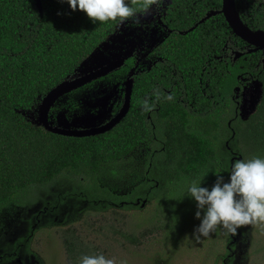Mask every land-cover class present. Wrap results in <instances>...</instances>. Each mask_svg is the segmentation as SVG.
<instances>
[{"label":"trees","instance_id":"trees-1","mask_svg":"<svg viewBox=\"0 0 264 264\" xmlns=\"http://www.w3.org/2000/svg\"><path fill=\"white\" fill-rule=\"evenodd\" d=\"M40 1L41 10L35 0H0V212L38 202L51 215L59 206L83 202L101 210L111 204L137 210L145 200L153 201L172 234L176 226L192 229L199 220L186 183L203 179L201 186L210 187L215 174L227 180L235 160L264 157V50L248 52L253 47L233 33L221 13L198 23L221 10L222 0H169L160 18L167 31L152 53L158 60L134 75L125 116L100 134L61 135L32 123L23 111L34 110L70 77L119 22L93 24L66 0ZM142 3L130 0L136 15L145 11ZM235 5L247 28L264 31V0ZM236 53L241 55L234 59ZM131 66L130 57L115 72L123 75ZM248 81L259 83L261 92L253 112L242 118L236 92ZM145 100L154 105L150 111ZM134 149L145 150L143 180L124 194L102 186L105 168L116 173V165L133 161L128 154ZM213 233L229 256L236 233L226 235L221 228ZM63 242L72 264L82 255L99 254L84 241L81 247L73 234Z\"/></svg>","mask_w":264,"mask_h":264},{"label":"rangeland","instance_id":"rangeland-1","mask_svg":"<svg viewBox=\"0 0 264 264\" xmlns=\"http://www.w3.org/2000/svg\"><path fill=\"white\" fill-rule=\"evenodd\" d=\"M168 1H158L147 12L119 23L103 46L95 50L98 53L85 59L70 77L82 74L85 68L100 64L106 58L133 53L137 47L143 49L142 53L150 50L165 35L166 29L158 19ZM154 58L152 55L145 57L141 67L146 68ZM118 73L61 96L53 105L49 123L58 125L66 121L79 127L100 123V118L108 114L110 98L123 82L124 76ZM243 89L236 97L240 116L247 118L259 100L261 89L259 83L249 81ZM39 104L34 110L23 111L35 124H38ZM136 151L128 154L133 157L132 162L116 165V173L106 167L99 183L113 193H129L143 180L145 150ZM47 198L51 199V195ZM143 202V208L137 210L117 206L121 204H111V208L101 210L83 202L78 207L59 206L52 215L41 210L40 202L25 210L17 207L3 210L0 212V264H72L63 242L71 234L82 242L81 247L83 241L90 244L98 253L113 259L114 264H264V223L245 225L242 231L238 230L227 256L223 252L225 243L214 233L195 241L192 237L195 226L192 229L176 226L172 234L160 222V214L154 212L153 201ZM36 213L40 218H36ZM168 231L175 238L170 239ZM129 236L136 237L138 243L132 242ZM7 243L12 247L8 248Z\"/></svg>","mask_w":264,"mask_h":264},{"label":"clouds","instance_id":"clouds-1","mask_svg":"<svg viewBox=\"0 0 264 264\" xmlns=\"http://www.w3.org/2000/svg\"><path fill=\"white\" fill-rule=\"evenodd\" d=\"M66 3L73 11L84 12L93 24L109 21L123 24L136 15L130 0H66ZM154 3L156 0H143L140 7L147 12ZM135 22L138 24L139 19ZM153 95L159 99V90H154ZM143 106L150 111L154 105L145 100ZM227 173V180L215 174L210 187L201 186L203 179L186 183L185 195L195 202V218L199 220L192 233L195 241L209 237L217 228L227 235L235 234L245 225L264 223V157L235 160ZM78 264H114V260L99 253L82 255Z\"/></svg>","mask_w":264,"mask_h":264},{"label":"water","instance_id":"water-1","mask_svg":"<svg viewBox=\"0 0 264 264\" xmlns=\"http://www.w3.org/2000/svg\"><path fill=\"white\" fill-rule=\"evenodd\" d=\"M35 2L38 9L41 10V1L35 0ZM217 13H221L224 16L227 24L229 25V27L236 36H238L240 39H242L243 41H245L246 43H248L253 47L249 49L248 52H253L256 51L257 49L264 50V31L262 30L252 31L243 24L236 10L235 0H222L221 10L216 12L211 11L207 13L206 16L202 18L198 23L203 22L207 18ZM192 29L193 28H190L189 30ZM168 33H170V31H168ZM105 42H103L99 47L103 46ZM95 53H98V51H94L93 53H91L90 56H93ZM128 54H125L123 56L113 57L111 59L106 58L105 61L104 60L101 61L102 63L90 67L89 69L85 68L82 74L73 77H68L62 82H60L58 85H56L54 88H52L40 101L38 107L37 123L50 132L61 135L73 136V137H84L89 135L100 134L109 130L114 125H116L129 110L130 98H131V92L133 86L132 84L133 81L130 78H127L123 82L125 93H124V102L122 107L120 108L117 115L114 116L109 122H107L103 126L81 128V129H68L61 126H52L49 123L48 118L51 108L61 96L73 90H76L88 83H91L92 81L105 77L106 75L120 69L122 66H124L127 58L130 57V55ZM240 55L241 53H236L234 59L238 58ZM263 62H264V58H263ZM82 64L83 62L80 64V66ZM143 205L144 202L142 203V206Z\"/></svg>","mask_w":264,"mask_h":264},{"label":"flooded vegetation","instance_id":"flooded-vegetation-1","mask_svg":"<svg viewBox=\"0 0 264 264\" xmlns=\"http://www.w3.org/2000/svg\"><path fill=\"white\" fill-rule=\"evenodd\" d=\"M158 22L160 23V25H161V22H160V18L158 19ZM161 26H163V25H161ZM165 29H166V31H167V28L166 27H164ZM164 37V36H163ZM162 37V38H163ZM162 38L160 39V40H158L154 45H153V47L150 49V50H148L147 52H145V53H142V50L143 49H140L139 47H137L136 49H134L135 50V52H133V53H130V54H128V55H130V57H131V59H132V66L130 67V69H128V72L127 73H125V74H123V76H124V79H123V82L127 79V78H130V79H132V81L134 82V80H133V77H134V75L137 73V72H139V71H141V70H143L144 68H142L141 67V65H140V63H141V61L145 58V57H147V56H154L155 58L153 59V61L146 67L147 69H150L151 68V66L152 65H154L155 64V62H156V60H158V58L155 56V55H153L152 53H153V49L155 48V46L157 45V44H159L160 42H161V40H162ZM130 57H128V58H130ZM127 58V59H128ZM126 62V61H125ZM115 72V71H114ZM114 72H112V73H114ZM112 73H110V74H112ZM109 75V74H108ZM107 76V75H106ZM102 79V78H101ZM123 82H122V84H121V87L115 92V94L113 95V97H111L110 99H111V102L108 104V108H107V112H108V114L106 115V116H104V117H101L100 118V123H98V124H96V125H94V126H90V127H100V126H103V125H105L107 122H109L114 116H116L117 115V113L119 112V110H120V108L122 107V105H123V102H124V87H123ZM133 84V83H132ZM120 86V85H119ZM243 88H244V86H243ZM238 89L237 88V92H236V96H237V94L239 93V92H241V91H243L244 89ZM131 94H132V92H131ZM130 101H131V98H130ZM238 103H239V100L237 101ZM53 108V107H52ZM51 108V109H52ZM129 108H130V106H129ZM238 108H239V106H238ZM129 111V110H128ZM49 117H50V114H49ZM49 119V118H48ZM52 120H53V118H51ZM56 123V122H55ZM54 122H50V124L52 125V126H61V127H64V128H68V129H81V128H89V127H85V126H83V127H79L78 125H76V124H73V123H70V122H64V123H57L58 125H56ZM134 160V159H133ZM139 201V200H138ZM137 201V202H138Z\"/></svg>","mask_w":264,"mask_h":264}]
</instances>
